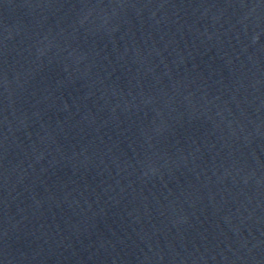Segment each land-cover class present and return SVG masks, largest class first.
<instances>
[{"label": "water", "instance_id": "water-1", "mask_svg": "<svg viewBox=\"0 0 264 264\" xmlns=\"http://www.w3.org/2000/svg\"><path fill=\"white\" fill-rule=\"evenodd\" d=\"M0 264H264V0H0Z\"/></svg>", "mask_w": 264, "mask_h": 264}]
</instances>
